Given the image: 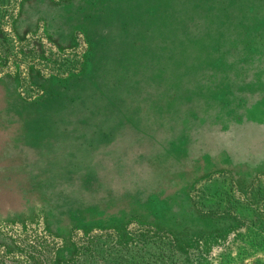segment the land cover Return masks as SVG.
<instances>
[{"label": "rangeland", "instance_id": "obj_1", "mask_svg": "<svg viewBox=\"0 0 264 264\" xmlns=\"http://www.w3.org/2000/svg\"><path fill=\"white\" fill-rule=\"evenodd\" d=\"M1 74L0 264H264V0H0Z\"/></svg>", "mask_w": 264, "mask_h": 264}, {"label": "trees", "instance_id": "obj_2", "mask_svg": "<svg viewBox=\"0 0 264 264\" xmlns=\"http://www.w3.org/2000/svg\"><path fill=\"white\" fill-rule=\"evenodd\" d=\"M137 244L131 248H122L123 254H117V249L110 243H108L107 237L102 240H85L79 247L75 250L74 256L69 261H61L53 256L54 245L52 244L46 248L43 252L41 250L33 251L30 264H148L143 258L141 252L144 248H140ZM134 259L128 262V258ZM115 259L121 260V263L115 262ZM18 264H21L19 262Z\"/></svg>", "mask_w": 264, "mask_h": 264}, {"label": "crops", "instance_id": "obj_3", "mask_svg": "<svg viewBox=\"0 0 264 264\" xmlns=\"http://www.w3.org/2000/svg\"><path fill=\"white\" fill-rule=\"evenodd\" d=\"M27 32L29 34L31 31ZM56 44L58 46L62 45V43ZM28 79L30 85L43 87L45 91L57 88L56 84L41 76L36 69L29 72ZM35 104L34 100L24 97L23 92L20 90L18 76L0 75V121L18 125L20 123L29 124V119L35 120L37 114L31 109Z\"/></svg>", "mask_w": 264, "mask_h": 264}]
</instances>
